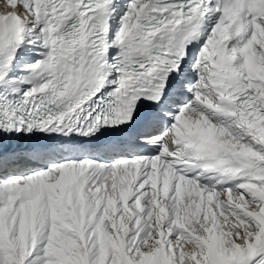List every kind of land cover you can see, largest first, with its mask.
<instances>
[{"label":"snow or ice","instance_id":"snow-or-ice-1","mask_svg":"<svg viewBox=\"0 0 264 264\" xmlns=\"http://www.w3.org/2000/svg\"><path fill=\"white\" fill-rule=\"evenodd\" d=\"M0 264H264V0H0Z\"/></svg>","mask_w":264,"mask_h":264}]
</instances>
